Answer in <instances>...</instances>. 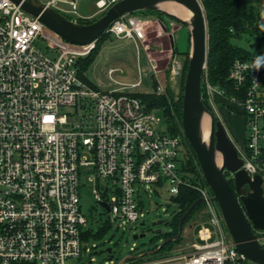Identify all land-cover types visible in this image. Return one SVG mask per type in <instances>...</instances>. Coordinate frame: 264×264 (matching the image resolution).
I'll return each mask as SVG.
<instances>
[{
  "label": "built area",
  "instance_id": "built-area-1",
  "mask_svg": "<svg viewBox=\"0 0 264 264\" xmlns=\"http://www.w3.org/2000/svg\"><path fill=\"white\" fill-rule=\"evenodd\" d=\"M39 1L79 23L97 19L121 0H92L85 14L79 12L81 0ZM150 26L132 13L106 34L132 39L147 54ZM164 27L171 49L165 68L148 57L157 74V95L166 89L160 72L174 89L183 71L174 51L175 21ZM159 36L161 31L154 39ZM39 39L56 52L53 59L37 47ZM97 41L69 44L21 5L0 0V264H68L81 257L88 228L80 203L82 180L95 186L96 202L106 204L108 222L118 227L138 223L150 192L167 191L175 198L188 188L204 199L205 220L189 249L146 255L138 264H257L238 252L211 190L189 170L184 138L159 131L155 111L133 94L102 91L80 78L78 62ZM256 57L233 62L229 79L240 95L213 85L206 62L202 98L225 128V110L244 118V141H233L241 169L251 178L260 176L264 185V84ZM255 235L264 246V231Z\"/></svg>",
  "mask_w": 264,
  "mask_h": 264
},
{
  "label": "water",
  "instance_id": "water-1",
  "mask_svg": "<svg viewBox=\"0 0 264 264\" xmlns=\"http://www.w3.org/2000/svg\"><path fill=\"white\" fill-rule=\"evenodd\" d=\"M11 1L21 5L26 13L39 18L50 30L73 45L84 46L97 41L112 23L137 11L161 12L188 28L190 48L182 97V132L196 155L202 176L213 194L211 200L218 205L236 249L245 259L264 264V246L259 243L255 235V231H264L263 179L260 176L251 178L245 170L241 169L242 160L233 140L225 126L215 120L213 113L205 106L202 98V77L209 55V37L201 1L121 0L88 24L72 22L39 0ZM177 5L190 12L189 20H183L168 11L171 6ZM206 120H209L208 140H205ZM219 159H221V164H219ZM226 172L232 175L231 180L227 178ZM203 202L204 199L199 198L184 213L180 218L178 232L175 236L163 240L154 250L127 256L119 264H126L129 260L156 254L168 243L179 240L183 234L185 221ZM101 206L108 211L106 204L102 203ZM162 223L163 221L154 222L152 226L155 227ZM161 233V230L155 231L156 235ZM144 236V234H135L133 238L138 239ZM107 252L110 255L109 260H113V249L109 248Z\"/></svg>",
  "mask_w": 264,
  "mask_h": 264
},
{
  "label": "rangeland",
  "instance_id": "rangeland-1",
  "mask_svg": "<svg viewBox=\"0 0 264 264\" xmlns=\"http://www.w3.org/2000/svg\"><path fill=\"white\" fill-rule=\"evenodd\" d=\"M91 2L92 0H81L79 12L83 14L90 12L92 9ZM156 30H158V27L155 24H152L147 30V43L150 44L147 54L132 39H117L115 37L103 39L100 42L98 53L85 72L88 81L102 91L119 90L131 94L156 93L155 81L157 74L154 72L152 62L148 57L156 60L158 69H164L171 53L170 42L166 38L154 39L159 32ZM234 41L251 51L253 55L257 54V44L253 37L244 36ZM173 44L179 58L182 59L183 54L189 51L190 48V32L185 25L177 21H175V27L173 29ZM36 45L49 58L53 59L56 56V52L50 49L45 40L39 39ZM158 45H161L164 49L163 52H160ZM111 68L115 69V73L112 75L108 72ZM158 77L165 85L167 82V74L163 71L159 73ZM139 80H141V84L133 87L132 85L136 84ZM174 90L176 93L180 91L179 84L175 86ZM154 111L156 117L160 120L157 124V129L168 132L169 126L164 111L160 109ZM227 114H231L233 117L229 120ZM222 117L225 120L227 133L230 138L234 142H237V144L242 143L246 134L244 118L234 116L226 110L225 114L222 113ZM77 120L78 117L73 118V122ZM226 176L231 180L232 175L229 172H226ZM94 190L95 186L93 184L86 180L81 181L80 203L82 213L88 220V227L98 229L108 225L109 220L107 210L96 202ZM177 211V203L173 201V198L170 197L167 191H163L162 193L150 192L149 196H144V205L137 224L123 223L118 227V223H110V228L100 239H91L84 247L81 257L79 259L69 260L68 264H119L125 257L135 255L132 252L136 248L148 251L151 247L150 242L155 237V231L161 230L162 233L167 232L169 229L168 222ZM203 220H205V215L201 213L195 215L184 225L181 242L157 256L171 253L177 249H189L197 232L196 226ZM158 221H163V223L153 227L152 223ZM142 223L144 225H141ZM224 228L229 236L225 223ZM135 234H144L145 236L134 239L133 236ZM157 239L159 244L163 242L162 237H158ZM109 248L113 249L114 254V259L111 261L109 260L110 255L107 252ZM131 264H138V261Z\"/></svg>",
  "mask_w": 264,
  "mask_h": 264
},
{
  "label": "trees",
  "instance_id": "trees-1",
  "mask_svg": "<svg viewBox=\"0 0 264 264\" xmlns=\"http://www.w3.org/2000/svg\"><path fill=\"white\" fill-rule=\"evenodd\" d=\"M208 25V48L209 55L207 59V71L210 82L222 89H225L230 95H240L234 88V85L229 79V73L233 62L236 59H249L253 55L251 51L247 50L243 46L236 43L234 40H239L244 36L253 37L257 44V56L264 55V0H200ZM147 13L154 14L160 17L166 16L164 13L157 11H137L134 13ZM174 20L172 17H169ZM96 18L91 20H81L79 23L88 24L94 21ZM175 21V20H174ZM112 38L109 34H103L97 41L95 49L91 54L78 62L79 76L82 80L87 81L91 84L85 72L90 67L96 54L98 53L100 42L103 39ZM176 52V50L174 49ZM183 71L179 82V92L171 87L170 83H166L165 93L157 95L156 93L150 94H133L144 103L149 110H163L167 116V123L169 126V132L173 135L181 136L186 142L188 149L187 165L189 170L199 179L202 183L206 184L202 173L200 171L199 163L196 155L188 143L182 132L181 124V108H182V92L184 88L185 75L188 65L189 51L183 54ZM259 73L263 77L264 84V66L259 67ZM205 106L210 109L208 103L203 100ZM233 183V182H232ZM207 185V184H206ZM200 198V195L193 189H183L178 197L173 198V201L177 203L178 211L168 222V231L158 235H154L152 238L149 248L154 250L159 246L158 237H162L163 240L175 236L178 232V226L180 218L189 209V207ZM201 213L204 215V205L200 204L192 214L187 218L185 224L188 223L195 215ZM204 221V220H203ZM202 221V222H203ZM201 222V223H202ZM184 224V225H185ZM200 224V223H199ZM199 224L196 226L199 227ZM110 223L101 228L94 229L88 227L83 234V240L89 243L91 239H100L110 228ZM182 237L175 241L168 243L158 253V255L164 253L168 249L173 248L175 245L181 242ZM145 252V249L136 248L135 254ZM139 261L129 260L128 263ZM230 264V263H227Z\"/></svg>",
  "mask_w": 264,
  "mask_h": 264
},
{
  "label": "crops",
  "instance_id": "crops-1",
  "mask_svg": "<svg viewBox=\"0 0 264 264\" xmlns=\"http://www.w3.org/2000/svg\"><path fill=\"white\" fill-rule=\"evenodd\" d=\"M137 15H140L145 20H148L150 22V25L155 24L156 27H158V30H156V31H161V36H159V39L166 38V40L169 41L168 34H166L167 27H164L165 24H167V22L169 21V19H170L169 17H167V16L160 17V16L154 15V14H147V13H140V12H138ZM181 60L184 61V55H183Z\"/></svg>",
  "mask_w": 264,
  "mask_h": 264
},
{
  "label": "bare ground",
  "instance_id": "bare-ground-1",
  "mask_svg": "<svg viewBox=\"0 0 264 264\" xmlns=\"http://www.w3.org/2000/svg\"><path fill=\"white\" fill-rule=\"evenodd\" d=\"M168 11L171 14H174L183 20H189V18L191 16L189 11H187L185 8H183L182 6H179V5L171 6L168 9ZM208 136H209V120H206V123H205V140H208ZM219 164H221V159H219Z\"/></svg>",
  "mask_w": 264,
  "mask_h": 264
},
{
  "label": "clouds",
  "instance_id": "clouds-1",
  "mask_svg": "<svg viewBox=\"0 0 264 264\" xmlns=\"http://www.w3.org/2000/svg\"><path fill=\"white\" fill-rule=\"evenodd\" d=\"M254 65L257 68L264 66V55L257 56L254 60Z\"/></svg>",
  "mask_w": 264,
  "mask_h": 264
},
{
  "label": "flooded vegetation",
  "instance_id": "flooded-vegetation-1",
  "mask_svg": "<svg viewBox=\"0 0 264 264\" xmlns=\"http://www.w3.org/2000/svg\"><path fill=\"white\" fill-rule=\"evenodd\" d=\"M176 53V52H175ZM177 54V53H176ZM228 116H227V118H229V120H230V118L231 117H233L231 114H227ZM234 116H240V115H234ZM241 117V116H240ZM226 130H227V127H226ZM231 184H232V186H234L233 185V183L231 182ZM156 235V234H155ZM148 250H150V249H148ZM141 253H143V252H140L139 254H141Z\"/></svg>",
  "mask_w": 264,
  "mask_h": 264
}]
</instances>
